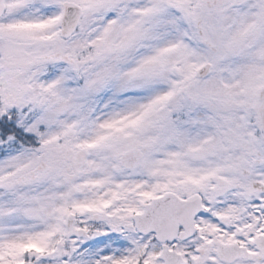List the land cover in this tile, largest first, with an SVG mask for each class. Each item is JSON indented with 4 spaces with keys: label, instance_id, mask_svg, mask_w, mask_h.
<instances>
[{
    "label": "rangeland",
    "instance_id": "rangeland-1",
    "mask_svg": "<svg viewBox=\"0 0 264 264\" xmlns=\"http://www.w3.org/2000/svg\"><path fill=\"white\" fill-rule=\"evenodd\" d=\"M63 1L7 0L0 18V111L19 113L39 142L0 133V264L30 243L58 245L41 264H129L142 244L151 259L158 243L130 224L145 201L215 185L212 174L230 180L247 149L263 161L264 141L244 136L264 89V0H70L83 15L68 38L58 31ZM184 105L186 117L170 120ZM133 147L143 158L120 167ZM222 190L220 213L235 215L236 193ZM230 218L225 229L251 224ZM68 221L81 235H67ZM203 238L175 244L189 264L211 261L191 249Z\"/></svg>",
    "mask_w": 264,
    "mask_h": 264
},
{
    "label": "flooded vegetation",
    "instance_id": "flooded-vegetation-1",
    "mask_svg": "<svg viewBox=\"0 0 264 264\" xmlns=\"http://www.w3.org/2000/svg\"><path fill=\"white\" fill-rule=\"evenodd\" d=\"M249 158L255 160L250 153H243L242 162L238 165L236 174L233 178H231L230 183L225 180L223 176L212 175L211 179L216 186L208 185L205 189H202V193L205 196V207L207 208L205 215L210 221L207 222L206 225L204 224L206 243L202 246H193V249L199 254H206L210 257L211 261L208 264L264 263V255L259 253L254 244L257 238H261L264 242V164H251ZM33 177L34 175L31 176V178ZM223 187L229 189L231 194L236 193L241 209H245L250 203H257L258 207H255L251 214L259 220L262 219L263 223L258 224L256 227L249 228L248 231L238 230V233H235L232 236L223 237V230L219 226V221L224 220V218L219 215V212L224 209L222 205L225 203L224 200H227V195L222 190ZM218 188H221L219 192L220 199L218 201V207H214L213 202ZM188 194L189 193H187L186 196ZM178 195L179 197H184V194L181 192L178 193ZM230 213L232 214V211H230ZM240 215H243V213H240ZM215 231L217 233H215ZM197 233L198 229H195L194 234L189 238H194ZM222 244H234V246H231L234 250L228 252L225 251L226 254H232L235 251V248L243 246V251L248 255V257H239L230 262L222 260L219 258L217 253L218 246H223ZM198 247H202L203 251H199L197 249ZM14 251L18 254V262L16 264H20L22 262H27V264H41L42 259H50L54 257V252L57 250L36 252L33 250L20 251L19 249H14ZM143 257L144 252L137 253L135 263H138L137 260L139 258L142 260ZM54 260L56 261V259ZM42 264H44V262H42Z\"/></svg>",
    "mask_w": 264,
    "mask_h": 264
},
{
    "label": "water",
    "instance_id": "water-1",
    "mask_svg": "<svg viewBox=\"0 0 264 264\" xmlns=\"http://www.w3.org/2000/svg\"><path fill=\"white\" fill-rule=\"evenodd\" d=\"M3 10V0H0V13ZM80 16V8L78 5L70 2L64 3V11L60 17L61 24V34L68 36L74 30L77 25ZM263 102V101H261ZM263 103L258 105V109L261 115V123L264 129V107ZM142 153L137 149H131L122 154L121 163L125 167H131L141 158ZM43 169V165L39 166ZM190 202L191 198L184 200L183 202ZM180 203L175 201L174 198L168 196V194H163L162 196L152 198L148 203L145 204L144 209L134 215V222L138 230L149 231L154 230L156 232V237L159 240L172 239L175 236V224L177 221H181L185 224H189L190 219L186 214L176 215L179 211ZM188 233H182L181 236L184 237ZM167 262L170 264H181V262L172 258L166 257Z\"/></svg>",
    "mask_w": 264,
    "mask_h": 264
},
{
    "label": "trees",
    "instance_id": "trees-1",
    "mask_svg": "<svg viewBox=\"0 0 264 264\" xmlns=\"http://www.w3.org/2000/svg\"><path fill=\"white\" fill-rule=\"evenodd\" d=\"M3 125H4V126H2V129H3L4 133L10 131V133H14V134L18 135V134L16 133L17 130H16L15 128H13L12 126H10V127H11V128H10L8 125H5V124H3ZM18 138H19L20 140H22L23 142H25L26 144H31V141L28 140V139H26L25 137H23V136H22V133L18 135Z\"/></svg>",
    "mask_w": 264,
    "mask_h": 264
}]
</instances>
